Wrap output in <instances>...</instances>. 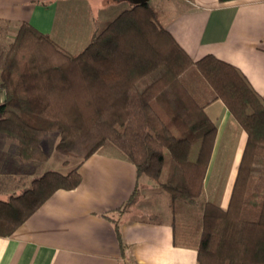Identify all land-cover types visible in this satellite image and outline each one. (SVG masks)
Here are the masks:
<instances>
[{
  "label": "trees",
  "instance_id": "trees-1",
  "mask_svg": "<svg viewBox=\"0 0 264 264\" xmlns=\"http://www.w3.org/2000/svg\"><path fill=\"white\" fill-rule=\"evenodd\" d=\"M1 38L0 193L18 192L0 198V237L76 188L83 161L114 149L166 193L173 243L194 249L196 264H264V99L237 67L210 54L192 61L147 3L120 11L73 54L27 25L11 44ZM215 100L246 134L225 209L203 195L216 131L204 108ZM50 133L62 172L45 169ZM138 195L105 215L122 264L120 217Z\"/></svg>",
  "mask_w": 264,
  "mask_h": 264
},
{
  "label": "crops",
  "instance_id": "crops-1",
  "mask_svg": "<svg viewBox=\"0 0 264 264\" xmlns=\"http://www.w3.org/2000/svg\"><path fill=\"white\" fill-rule=\"evenodd\" d=\"M147 4L192 61L210 54L232 64L264 99V0H148ZM131 5L128 0H0V25L6 27L1 41L11 44L27 25L66 52L76 48L77 53L94 31ZM204 114L216 131L203 195L208 198L213 181L211 196L225 209L246 134L219 100L208 104ZM6 145L0 138V167ZM217 157L223 173L213 180ZM78 172L81 180L76 188L54 192L11 235L0 237V264H122L114 226L105 215L124 204L135 188L137 199L120 217L129 263L196 264L194 249L173 243L167 195L146 176H138L126 158L114 149L95 153ZM29 182L27 178L26 187ZM14 188L9 186L0 198Z\"/></svg>",
  "mask_w": 264,
  "mask_h": 264
},
{
  "label": "rangeland",
  "instance_id": "rangeland-1",
  "mask_svg": "<svg viewBox=\"0 0 264 264\" xmlns=\"http://www.w3.org/2000/svg\"><path fill=\"white\" fill-rule=\"evenodd\" d=\"M74 9H76V8H74ZM4 29H6V27L0 25V36H3ZM76 50L77 49L75 48V49L71 50L70 53H76V52H74ZM48 136L49 137H47L48 138L47 139V142L45 143V145L43 144L44 145V147H43L44 148V151L48 155V162L45 164V169H52V170H56V171H61L62 172L65 167H63L61 165V160H62L61 155H59L57 153V151H55V149H54V143H56V140H57L58 136H57V134H54V133H50V134H48ZM197 148H198V144L196 143V144H194L192 146V153H195V151L197 150ZM220 161L221 160L218 159V157H217V160L215 162V166L213 167V173H212L213 180H215V178L218 175H221L223 173V171H222L223 170V167L220 166V163H221ZM214 186H215V183L213 181L212 182H209L208 192L206 191V194H207V197H208L207 199L210 200V201H212V202H215V199H213V197L211 196V190H212V188ZM161 192L165 195V198H166V193H164V191H162V190H161Z\"/></svg>",
  "mask_w": 264,
  "mask_h": 264
},
{
  "label": "water",
  "instance_id": "water-1",
  "mask_svg": "<svg viewBox=\"0 0 264 264\" xmlns=\"http://www.w3.org/2000/svg\"><path fill=\"white\" fill-rule=\"evenodd\" d=\"M132 5H141L147 3L148 0H128Z\"/></svg>",
  "mask_w": 264,
  "mask_h": 264
}]
</instances>
